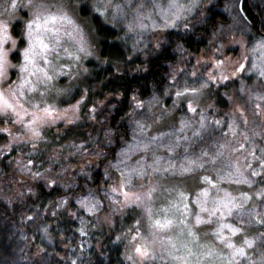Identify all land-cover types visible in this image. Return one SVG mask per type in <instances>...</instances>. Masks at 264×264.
<instances>
[{"label":"snow or ice","instance_id":"6c2138e0","mask_svg":"<svg viewBox=\"0 0 264 264\" xmlns=\"http://www.w3.org/2000/svg\"><path fill=\"white\" fill-rule=\"evenodd\" d=\"M199 4L200 0H188L186 11L191 12L199 8ZM111 5L112 0H97L94 8L98 12L101 9L107 11ZM170 6L176 10L172 12L171 20L166 26H175L185 5L178 3L177 0H170ZM115 7L119 9L120 6L117 4ZM49 8L48 0H4L0 3V9H3L0 17L5 15L8 17V19L0 18V125H3L0 127V134H5L3 138L7 141L0 151L14 152L21 145L29 148L27 158L17 161L18 168L33 179H43L46 187L55 186L57 180L51 175V167L44 168L43 171L40 170L42 164L37 167L33 153L41 151L39 147L41 143L45 145L49 143L46 129H50L57 121H64L68 125L75 123L77 119L75 113L80 103L77 101L71 109L58 111L46 99L50 92L54 91L57 96H62L68 91L64 88H56L52 81L59 75H70V73L63 71L64 65L53 62L59 59L58 53L53 59H49L59 46L58 43H53L52 48L49 49V45L44 43L42 37L53 30L48 28L50 22L64 20L69 24L72 23L66 15L58 17L52 14ZM26 14L31 16V19L26 20L27 31L24 33L28 38V46L23 49L25 63L19 65L21 75L18 77V82H15L8 79L9 69L17 67L9 59V52L17 46L16 40L9 34V22L12 19H25ZM136 26L145 27L139 13L135 21L128 23V32L134 31ZM184 26L188 27L187 22ZM41 28L43 32L37 35ZM54 40H58V36L54 37ZM9 41L11 48H6L5 45ZM76 43L77 52L82 54L75 56L77 63L93 55L83 33ZM41 61L43 67L40 66ZM222 65V60H216L213 67L217 72H208L207 80H201L198 86L189 85L185 81L183 86L177 84L175 90V96L186 104L187 111L198 112L200 117L195 122L182 118L179 131L185 132L191 128L194 137H201L202 133H206L213 140L211 154L201 149L199 155H189L191 145H187L184 147L182 159L177 163L171 154L176 153L177 148L181 147L179 140H187V136L178 137L173 141L170 135L167 144L162 142L163 134L159 138L151 136L141 139L136 145L137 148L142 147L145 151H149L151 146L157 149L167 148L169 157L157 155L153 150L150 164L138 162L137 167L122 173L119 184L110 187L105 194L112 205L118 206L115 208L116 211L130 207L143 211V216L134 217V223L118 237L128 241L125 245V258L130 264H155L157 261H167L168 264H264V131L257 130L262 126L257 125V128L246 131L244 129H247L249 120L242 111L239 116L233 114L225 122L222 119H209L205 110L198 108L201 97L209 87V82H224L229 79L228 75L219 72ZM244 68L243 63L239 64L232 75L235 76L236 72ZM75 71L78 72L79 68ZM260 75L264 76V70H261ZM192 76L196 77V73L193 72ZM172 79L176 80L175 75ZM33 94H38V102H34L36 96ZM249 95L250 98L254 96L257 101H264V93L250 91ZM158 102V98L154 95L147 102L138 100L135 107L144 108L147 105L150 110L153 104ZM175 103L176 101L173 102L174 105ZM207 107L209 110L213 108L211 104ZM255 108L257 111L253 115L260 116L261 103H256ZM166 114L162 111L160 116ZM134 123L136 129L133 138L135 139L137 131L144 135L147 129L140 120ZM194 123L198 127L194 128ZM213 132H219V135L213 136ZM68 147L77 151L83 150V146L74 144ZM60 155L61 153L54 152L48 160L52 164H58ZM70 155L74 156L76 152ZM206 166H212L216 173L215 178L210 175H197L199 171L205 170ZM154 173L164 179L171 178L178 181L192 178L198 185L202 182L207 187H199L196 196L190 199L186 189L179 187L178 184L173 185L164 190L175 195L167 200L164 206L154 208V194L161 189V185L152 183ZM134 180L148 181V183L141 182L137 185ZM220 181L246 187L235 189L238 194H233L227 188H221ZM63 186L67 187V185ZM213 189L216 194L210 195V190ZM29 193L34 194L31 188ZM68 202L61 197L52 203V206L54 209L62 208ZM77 203L92 215H96L102 205V201L95 196L77 199ZM190 205H194L196 210L193 211ZM52 214L55 216V211ZM27 219L31 221L33 217L28 216ZM104 219L106 223H111L109 217L106 216ZM86 226V222L82 219L80 229L82 234ZM40 230L48 234L47 226Z\"/></svg>","mask_w":264,"mask_h":264},{"label":"trees","instance_id":"16d2710c","mask_svg":"<svg viewBox=\"0 0 264 264\" xmlns=\"http://www.w3.org/2000/svg\"><path fill=\"white\" fill-rule=\"evenodd\" d=\"M240 1L214 0L205 6L200 1L188 27L165 31L160 48L150 54L133 51L124 40L125 29L116 22L109 23V17L103 21L94 8L95 0H71L80 21L96 38L100 61L85 63L88 75L68 102L84 95L79 118L71 125L46 129L49 143H41V151L33 153L37 167L43 165L41 171L51 167L55 186L46 187L43 179H33L19 170L17 161L27 158L29 148L21 145L14 152L0 151V264H129L123 258L124 242L118 234L133 222L134 212L127 209L106 223L101 215L110 217L108 208L103 207L98 215H87L75 200L89 193L106 203L102 191L111 184L116 155L131 136L133 98L142 101L164 93L169 84L168 66L176 61L178 46L184 52L198 54L212 33L228 25L224 8L231 5L232 9L236 6L235 15L257 36V21L248 14L243 0L242 11L248 22L244 20L238 10ZM247 5L252 12L259 8L264 11V0H247ZM258 17L262 28L264 14L258 13ZM11 31L21 47L20 24H14ZM11 59L17 63L18 55L14 53ZM237 87V81L219 87L214 93L215 105L227 109L224 93ZM72 144L83 146V150L68 147ZM54 152L61 153L58 164L48 160ZM72 152L76 155H70ZM61 197L68 204L54 209L52 203ZM82 219L87 225L84 234L80 231ZM45 226L47 235L40 230Z\"/></svg>","mask_w":264,"mask_h":264},{"label":"rangeland","instance_id":"374dc122","mask_svg":"<svg viewBox=\"0 0 264 264\" xmlns=\"http://www.w3.org/2000/svg\"><path fill=\"white\" fill-rule=\"evenodd\" d=\"M213 1L214 0H203L204 3L202 2V4L203 6L209 5L210 2ZM3 2L4 0L0 3ZM95 2H97V0H95ZM177 2L184 4L185 9H181L180 19L175 22V26H166V24L171 20L172 12L176 10L170 6V0H112V5L107 8V11L101 9L98 13L103 18V21L106 22L109 17V23L116 22V24L125 29L124 40L128 42L133 51H142V53L146 51L153 54L154 49L160 48L165 31L177 29L181 30L186 28L184 26L185 22L188 24L192 17L196 14V9L191 12L186 11V8L188 7V0H177ZM51 4L53 7H51L49 11L52 14H55L58 17L66 15L72 23L69 24L64 20H57L54 23L50 22L48 28L53 30L48 32L42 38L44 43L49 45V49L52 48L53 43H58L59 46L55 49L52 55L49 56V59H53V57L58 53L59 59L54 60L53 62L58 65H64L63 71L70 73V75H59L54 81H52V84L55 85L56 88H64L68 91L62 96H57L54 91L50 92L46 99L47 102L54 105L58 111L71 109V106L75 105L77 101H79L78 111L75 113L78 119L81 115L85 102L84 99H82L84 95L82 94V96L73 103L68 102L72 94L76 92L77 88L83 83V80L88 75V70L83 71V69L86 68L85 63L88 61H100L96 48V38L89 26L80 21L75 6L71 3L69 4L68 0H51ZM117 4L120 6L119 9L115 7ZM141 5L143 6L141 7ZM232 6L233 5L224 8L226 18L229 22L228 25L223 28L219 27L214 33H212L205 45V48H203L198 54L194 55L184 52V49L181 46H178L175 49L176 61L174 64L168 66L170 74L168 78L169 84H166L164 87V93L162 92V95L154 94L158 98V103H154L149 110L147 105L144 108H136L135 105L138 100H133L129 114L131 136L129 141L118 151L116 155V160L112 165L114 177L112 178L111 184L108 186L107 190L102 191L104 196L110 187L117 186L119 184L122 173H127L131 168L137 167L138 162L145 165L150 164L153 150L156 151L157 155L169 157L170 154L168 153L167 148L157 149L155 146H151L149 151H145L142 147L137 148L136 145L141 139H147L151 136L159 138L163 134L162 142L167 144L170 135L173 141H176L178 137L187 136V140H179L181 147L177 148L176 153H179L180 155H177L176 153L171 154L176 159L177 163H179L180 159H182L184 147L187 145H191L189 155H199L201 149H205L211 154L213 151V148L211 147L213 140L210 139L206 133H202L201 137H194L192 135L191 128L185 132L179 131L180 120L182 118L195 122L198 121L200 117L198 112L192 113L187 111L186 104L178 100L175 96V90L177 84L183 86L185 81H187L189 85L198 86L201 80H207L208 72H217V69L213 67L216 60L223 61V65L219 69V72H223L228 75L229 79L224 82H209V87L205 90L204 95L201 97V103L198 108H203L209 116V119H222L225 122H227L233 114L239 116V113L242 111L249 120L247 129L244 130L247 131L248 129L257 128V125H261L262 127L257 128V130L264 131V101H257L254 96L250 98L249 95L250 91L253 93H264V76L260 75L261 70H264V38L255 36L235 15L236 6L235 8L233 7V9ZM2 11L3 9H0V12ZM137 13H139L140 19L145 27L140 28L136 26L134 31L128 32L127 25L129 22L136 20ZM0 18L8 19L6 15ZM27 18L31 19V16L27 15ZM17 23L20 24L21 38L23 39V45L21 47L18 46V39L12 35L11 31L12 26ZM9 24V34L17 42L16 48L9 52V59L11 63L17 65V67L9 69L8 79L10 81L18 82V77L21 75L19 73V65L25 63L23 58V49L28 46V38L24 35L27 31L26 21L25 19H12ZM57 29L59 30L58 32L56 31ZM81 33H83L84 38L87 40L93 55L83 58L79 61V63H77L75 61V56H82L81 53L77 52L78 45L76 43ZM57 36L58 40H54V37ZM249 39L250 41L248 42ZM5 47L11 48V41H9ZM65 49H67V52H65ZM14 53L18 55L17 63L12 62L11 59V56ZM69 53L72 55H69ZM39 63L40 66L43 67L42 61ZM241 63L245 66L244 70L236 72L235 76H233L232 73ZM253 65H255V67H253ZM77 68H79L78 72L75 71ZM193 72L196 73V77L192 76ZM173 75L176 77L175 81L172 79ZM234 81H237L238 87L237 89L232 88L228 92L224 93L225 98L228 101V107L227 109L221 110L215 105L214 93L219 87ZM33 95L36 96V100L34 102H38V94ZM154 95L142 101L147 102L151 100ZM174 101H176L175 105L173 104ZM256 103H261L260 116L253 115L254 112L257 111L255 108ZM209 104L213 106L212 110L208 109L207 106ZM162 111L167 113L163 117L160 116ZM154 117L156 119H154ZM136 120H140L144 123L147 130L144 135H141L137 131L136 138L134 139V130L136 129L134 121ZM59 124H66V122L57 121V123L52 125L51 128L56 127ZM2 126L3 125H0V127ZM193 127H198V125L194 123ZM241 127H243V125ZM4 135L5 134H0V148H3V145L7 142L6 139L3 138ZM218 135L219 132H213V136ZM249 135H251V132H249ZM238 139L240 138L238 137ZM256 139L259 141V137ZM233 143L235 144V141H233ZM5 151L8 150H4L2 152ZM165 175L167 176L168 174ZM197 175H210L215 178L216 173L213 171L212 166H206V169L199 171ZM141 182L145 184L148 183V181L134 180V183L137 185ZM152 183L161 185V189L154 194L153 197L154 208L164 206L167 200L171 199L175 195V193H169L164 190L173 185L178 184L179 187L186 189L190 199L196 196L199 191V187H207V185H204L202 182L198 185L192 178H189L186 181H178L171 178L164 179L159 174L155 173L152 177ZM219 186L221 188H227L229 191H232L233 194H238L235 189L246 187L229 184L228 181H220ZM215 194L216 192L214 189L210 190V195ZM109 195H111V193H109ZM92 196L93 195L88 193L84 197H79L77 199H83L86 197L91 198ZM104 198H106V196ZM77 199L75 200L76 205L78 208L82 209L77 203ZM105 200L106 203L102 202L100 211H103V207L106 209L108 208L110 211V221L114 216L116 217L117 214L120 215L121 212L123 213L127 209L134 212V217L143 216L142 209L130 207L124 209L123 211H116L115 208L118 206L112 205L111 201L107 198ZM190 206L193 208V211L196 210L194 205ZM83 212L87 215H92L84 210ZM99 212L96 215H98ZM101 216L104 219L107 215L103 214ZM133 223L134 220L128 225V227L124 228L118 236L120 237L124 232H126L129 226ZM122 240L124 242L123 258L130 264V262L125 258V245L128 241L127 239ZM217 243L219 242L217 241ZM155 264H168V262L157 261Z\"/></svg>","mask_w":264,"mask_h":264},{"label":"flooded vegetation","instance_id":"af4514ba","mask_svg":"<svg viewBox=\"0 0 264 264\" xmlns=\"http://www.w3.org/2000/svg\"><path fill=\"white\" fill-rule=\"evenodd\" d=\"M245 1V6L247 7V9L249 10L248 14L254 19L257 21V25H256V33H257V36H259L260 38H264V25L263 27L261 28V18L258 17V13H260L261 15L264 14V11L262 10V8H259V10H257V12H252L250 10V8L248 7L247 5V0H244ZM242 2L243 0L240 1L239 5H238V10L240 12V14L242 15V17L244 18V20L247 21V18L245 17L243 11H242ZM264 8V7H263ZM248 22V21H247Z\"/></svg>","mask_w":264,"mask_h":264},{"label":"clouds","instance_id":"9594fccd","mask_svg":"<svg viewBox=\"0 0 264 264\" xmlns=\"http://www.w3.org/2000/svg\"><path fill=\"white\" fill-rule=\"evenodd\" d=\"M48 3L50 5V8L53 7V5L51 4V0H48ZM68 3L70 4L71 3V0H68ZM49 8V10H50ZM28 18H25V21L27 20ZM41 20H43V17H41ZM34 28H35V25H34ZM43 32V28H41L36 34L39 35Z\"/></svg>","mask_w":264,"mask_h":264}]
</instances>
